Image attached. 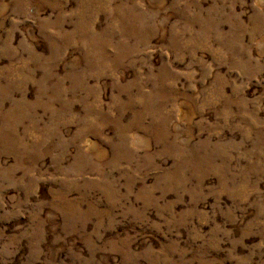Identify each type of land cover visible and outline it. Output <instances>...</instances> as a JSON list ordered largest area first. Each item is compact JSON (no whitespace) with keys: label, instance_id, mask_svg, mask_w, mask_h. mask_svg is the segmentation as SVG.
I'll use <instances>...</instances> for the list:
<instances>
[{"label":"rangeland","instance_id":"obj_1","mask_svg":"<svg viewBox=\"0 0 264 264\" xmlns=\"http://www.w3.org/2000/svg\"><path fill=\"white\" fill-rule=\"evenodd\" d=\"M0 264H264V0H0Z\"/></svg>","mask_w":264,"mask_h":264}]
</instances>
